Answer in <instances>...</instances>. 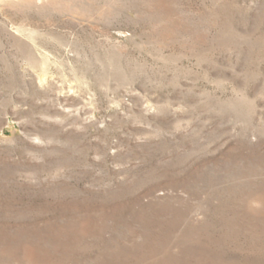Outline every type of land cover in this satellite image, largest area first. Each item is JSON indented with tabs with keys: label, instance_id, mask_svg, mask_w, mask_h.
Listing matches in <instances>:
<instances>
[{
	"label": "rangeland",
	"instance_id": "1",
	"mask_svg": "<svg viewBox=\"0 0 264 264\" xmlns=\"http://www.w3.org/2000/svg\"><path fill=\"white\" fill-rule=\"evenodd\" d=\"M0 264H264V0H0Z\"/></svg>",
	"mask_w": 264,
	"mask_h": 264
}]
</instances>
